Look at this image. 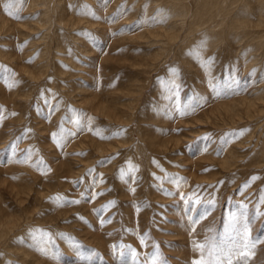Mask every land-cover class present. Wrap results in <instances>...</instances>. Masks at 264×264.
<instances>
[{
	"label": "rangeland",
	"instance_id": "1",
	"mask_svg": "<svg viewBox=\"0 0 264 264\" xmlns=\"http://www.w3.org/2000/svg\"><path fill=\"white\" fill-rule=\"evenodd\" d=\"M6 4L0 264H264V0Z\"/></svg>",
	"mask_w": 264,
	"mask_h": 264
},
{
	"label": "bare ground",
	"instance_id": "2",
	"mask_svg": "<svg viewBox=\"0 0 264 264\" xmlns=\"http://www.w3.org/2000/svg\"><path fill=\"white\" fill-rule=\"evenodd\" d=\"M59 5H60V4H59ZM58 7H60V6L57 5V8H58ZM48 17H49V16H48ZM49 19H50V17H49ZM254 104H255V103H254ZM11 223H13V221H11ZM4 224H5V222H4V223H0V227H3L2 229H4V228H8V227H9V223L5 224L6 226H5ZM9 230H10V228H9ZM0 234H2V230H0Z\"/></svg>",
	"mask_w": 264,
	"mask_h": 264
},
{
	"label": "snow or ice",
	"instance_id": "3",
	"mask_svg": "<svg viewBox=\"0 0 264 264\" xmlns=\"http://www.w3.org/2000/svg\"><path fill=\"white\" fill-rule=\"evenodd\" d=\"M13 2H14V0H9V4H6V5H5V8H9ZM72 202H73V203H79V201H77V200H74V201H72Z\"/></svg>",
	"mask_w": 264,
	"mask_h": 264
}]
</instances>
